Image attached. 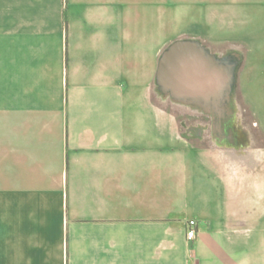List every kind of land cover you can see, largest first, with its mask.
I'll return each instance as SVG.
<instances>
[{"label":"crops","instance_id":"1","mask_svg":"<svg viewBox=\"0 0 264 264\" xmlns=\"http://www.w3.org/2000/svg\"><path fill=\"white\" fill-rule=\"evenodd\" d=\"M160 5L200 32L264 26V0H0V264H264V136L219 132L214 153L176 137ZM260 51L238 83L264 135Z\"/></svg>","mask_w":264,"mask_h":264},{"label":"rangeland","instance_id":"2","mask_svg":"<svg viewBox=\"0 0 264 264\" xmlns=\"http://www.w3.org/2000/svg\"><path fill=\"white\" fill-rule=\"evenodd\" d=\"M160 18H162L159 21L160 33L163 32L167 34V36L170 35L169 33H172L174 36L167 38V41L164 42L163 38H160V55L174 40L195 38L201 40L202 43L213 53L219 55L232 53V51L235 50L233 49L234 47L239 49V51H244V49H247L248 51L251 50L252 53L238 52L243 56L240 70L244 69L250 56L263 57L261 51L254 52L264 46V26L259 22H248V25L245 27L236 26L233 22H214L211 27L202 28L203 30L200 32V25L203 26L202 22L200 24L197 21L167 20L165 5H160ZM233 29L239 30L237 31ZM213 32L220 35L216 38L220 39L221 37L223 40L221 43L218 41L215 42L214 37L209 35L213 34ZM200 33H202V36H199ZM232 41L236 42L232 43ZM244 72L245 71H242V75H244ZM236 86L235 105L237 111L234 117V126L231 127L232 132H229V129H226V132H223L222 137L224 142L229 143L231 140L237 139L238 141L257 149L263 145V121L261 116L255 113V106L252 105V102L246 99V96L242 91L241 82L239 81L238 83L237 81ZM252 89V95L255 98L254 103L261 111L263 108L262 94L257 86L256 88L252 86ZM158 104L160 110L166 111V113L171 116L175 126V135L178 139L183 138V136L187 137L184 135V129L181 125L182 122H185L186 126L190 128H198V126L203 127V132L194 129V131H197L198 133L197 137L188 138L194 140L193 142L195 145L206 147L207 150L214 153L215 142L220 140L218 137L219 127H216L209 115H204L189 106L174 104L170 100H163L160 95H158ZM168 119L169 118L164 115L159 117V137L164 141L169 140L172 136L167 125ZM198 140H202V142L199 143ZM224 159L229 160V155H224Z\"/></svg>","mask_w":264,"mask_h":264},{"label":"water","instance_id":"3","mask_svg":"<svg viewBox=\"0 0 264 264\" xmlns=\"http://www.w3.org/2000/svg\"><path fill=\"white\" fill-rule=\"evenodd\" d=\"M242 62L241 53L219 55L199 39L174 40L159 58L157 93L163 100L209 115L219 132H226V129L232 132L237 111L236 85ZM194 129L204 130L203 127Z\"/></svg>","mask_w":264,"mask_h":264},{"label":"built area","instance_id":"4","mask_svg":"<svg viewBox=\"0 0 264 264\" xmlns=\"http://www.w3.org/2000/svg\"><path fill=\"white\" fill-rule=\"evenodd\" d=\"M188 239L189 240H193L196 237V226H197V222L196 221H190L188 222Z\"/></svg>","mask_w":264,"mask_h":264},{"label":"flooded vegetation","instance_id":"5","mask_svg":"<svg viewBox=\"0 0 264 264\" xmlns=\"http://www.w3.org/2000/svg\"><path fill=\"white\" fill-rule=\"evenodd\" d=\"M183 126L184 129V135L189 137V138H195L198 136L197 131H194L192 128L186 126L185 122H182L181 124Z\"/></svg>","mask_w":264,"mask_h":264}]
</instances>
